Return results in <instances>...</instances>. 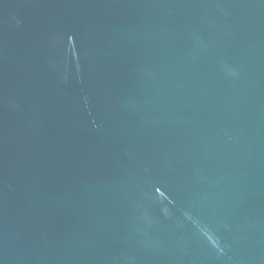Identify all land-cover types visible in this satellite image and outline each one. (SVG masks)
I'll return each mask as SVG.
<instances>
[{"label": "water", "instance_id": "1", "mask_svg": "<svg viewBox=\"0 0 264 264\" xmlns=\"http://www.w3.org/2000/svg\"><path fill=\"white\" fill-rule=\"evenodd\" d=\"M0 264H264V0H0Z\"/></svg>", "mask_w": 264, "mask_h": 264}]
</instances>
